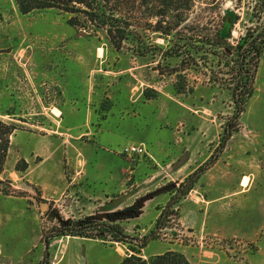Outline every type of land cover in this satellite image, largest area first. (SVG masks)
Wrapping results in <instances>:
<instances>
[{"label":"rangeland","instance_id":"1","mask_svg":"<svg viewBox=\"0 0 264 264\" xmlns=\"http://www.w3.org/2000/svg\"><path fill=\"white\" fill-rule=\"evenodd\" d=\"M257 1L222 0L221 34L242 44L260 26ZM69 17L59 9L23 14L0 0V118L23 126L2 178L27 192H0V264L41 261L43 230L55 224L49 206L72 219L114 215L139 239L155 231L144 257L172 249L191 264H264V52L239 127L160 229L179 184L218 149L235 110L231 92L194 69L186 71L194 91L179 92L180 59L162 56L168 40L145 38L163 47L152 46L156 55H139L131 40L117 50L105 32L73 27ZM132 143L147 153H121ZM23 158L38 181L21 178ZM133 205L138 212L128 217ZM50 250L52 264H115L130 253L123 243L78 236L57 237Z\"/></svg>","mask_w":264,"mask_h":264},{"label":"trees","instance_id":"2","mask_svg":"<svg viewBox=\"0 0 264 264\" xmlns=\"http://www.w3.org/2000/svg\"><path fill=\"white\" fill-rule=\"evenodd\" d=\"M23 14L36 10L59 9L69 14L68 23L73 27H89L94 32L102 30L117 50L128 40L134 42L139 55H156L151 50L162 51L158 44L145 45V38L152 42V34L168 40L164 57H178V91H194L186 71L194 69L214 83L231 92L234 113L227 121L218 149L212 156L182 181L172 200L157 220L162 229L168 218L177 213L171 207L184 199L195 187L202 175L216 163L219 154L239 127L242 114L255 91V78L260 58L264 52V0H258L254 16L259 27L250 30L243 43H233L221 34L225 19L216 12L222 0H14ZM215 15L207 16L209 12ZM207 14V15H206ZM176 71V70H174ZM175 73V72H174ZM15 121L0 118V192L8 196L26 197L27 192L16 189L10 179L2 178L11 138L22 129ZM22 162V164H21ZM29 164L24 158L16 164L17 171H25ZM136 205L127 210L136 209ZM48 217L55 221L49 231L43 230L44 254L38 264H52L51 243L60 236H78L108 242H119L127 246L128 253L118 264H191L179 251L144 257L141 250L156 232L139 239L129 235L114 215L108 220L89 216L81 219L65 218L57 208L49 206ZM138 209L128 217H134ZM126 217V218H128Z\"/></svg>","mask_w":264,"mask_h":264},{"label":"built area","instance_id":"3","mask_svg":"<svg viewBox=\"0 0 264 264\" xmlns=\"http://www.w3.org/2000/svg\"><path fill=\"white\" fill-rule=\"evenodd\" d=\"M121 153H124L130 157L132 156H142L147 153V148L143 143H132L125 146Z\"/></svg>","mask_w":264,"mask_h":264},{"label":"crops","instance_id":"4","mask_svg":"<svg viewBox=\"0 0 264 264\" xmlns=\"http://www.w3.org/2000/svg\"><path fill=\"white\" fill-rule=\"evenodd\" d=\"M31 166H29V168L26 170V171H20V176L22 179H26V180H30L32 182H36L38 181V179L36 178V176H34L33 174H30L29 170H30ZM44 189V193H46V189L45 187L43 188ZM193 191V190H192ZM169 250H172V249H169ZM122 259H120L117 263L115 264H118Z\"/></svg>","mask_w":264,"mask_h":264},{"label":"water","instance_id":"5","mask_svg":"<svg viewBox=\"0 0 264 264\" xmlns=\"http://www.w3.org/2000/svg\"><path fill=\"white\" fill-rule=\"evenodd\" d=\"M83 34H85V32H83ZM131 211V210H130ZM125 213H127V212H122L121 214H125Z\"/></svg>","mask_w":264,"mask_h":264}]
</instances>
